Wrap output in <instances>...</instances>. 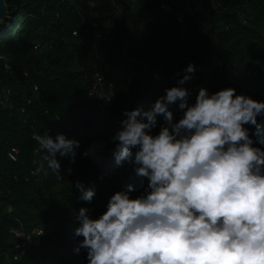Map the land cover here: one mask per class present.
Returning <instances> with one entry per match:
<instances>
[{"label": "trees", "instance_id": "trees-1", "mask_svg": "<svg viewBox=\"0 0 264 264\" xmlns=\"http://www.w3.org/2000/svg\"><path fill=\"white\" fill-rule=\"evenodd\" d=\"M6 3L9 16L0 20V54L8 59L9 69L0 59V90L11 88L15 106H26L27 112L0 106V246L15 251L13 230L29 233L38 228L43 234L22 238V258L7 261L2 256L0 264H89L87 249L75 250L83 239L74 235L79 209L98 218L110 197L129 184L130 198L145 194L148 178L137 176L128 161L116 163L110 172L101 170L86 148L96 140L115 148L112 137L121 128L124 111L150 110L167 88L177 85L176 74L183 75L189 63L195 72L183 87L190 104L201 88L211 94L232 87L237 95L264 101V0ZM163 3L171 10L162 8ZM94 12L108 29L105 38L95 37ZM99 59L107 81L115 83V97L106 111L88 94ZM170 108L178 121L182 110L178 104ZM165 124L158 116L152 135ZM257 124L244 127L253 146L264 150V115L257 116ZM34 130L79 141L74 162L57 154L63 179L49 170L47 176L40 173L39 182L25 180L33 160L38 159L36 167L42 162L34 154L39 145ZM11 146L20 149L18 161L7 155ZM77 181L95 189L91 202L80 199Z\"/></svg>", "mask_w": 264, "mask_h": 264}, {"label": "clouds", "instance_id": "clouds-1", "mask_svg": "<svg viewBox=\"0 0 264 264\" xmlns=\"http://www.w3.org/2000/svg\"><path fill=\"white\" fill-rule=\"evenodd\" d=\"M194 72L189 63L177 73V85L150 110L124 111L113 156L118 165L133 164L148 185L136 198L131 184L116 192L98 218L79 209L74 235L83 239L75 250L87 249L89 264H264V150L244 127H258L264 101L232 87L201 88L190 104L183 85ZM176 104L178 121L170 108ZM158 116L166 124L152 135ZM33 139L45 152L34 174L50 170L63 179L57 154L74 162L79 141L36 130ZM76 187L80 199L93 200L94 188Z\"/></svg>", "mask_w": 264, "mask_h": 264}, {"label": "built area", "instance_id": "built-area-1", "mask_svg": "<svg viewBox=\"0 0 264 264\" xmlns=\"http://www.w3.org/2000/svg\"><path fill=\"white\" fill-rule=\"evenodd\" d=\"M161 7L166 9V10H171L170 5L167 3L161 4ZM182 20V19H181ZM92 26L94 27L95 30V37L97 39H102L107 37L108 35V29L100 22L98 15L94 13L93 17L91 18ZM77 32L75 31L74 34ZM40 47V44H36L35 48L38 49ZM0 59H3L5 61V67L9 69V64H8V59L3 55L0 54ZM35 90L38 89L37 86L34 87ZM88 94L96 99L98 102L100 108L102 111H106L112 104L114 97H115V83L111 81H107L104 70H103V65L101 59H99L98 62V67L93 75V78L89 84L88 87ZM30 102V100H28ZM0 106L1 107H8L11 108L12 110H19L21 113H26L27 112V107L26 106H21V107H16L14 104V101L12 99V90L8 86L3 87L0 90ZM105 142L102 140H96L92 142L87 148V153L88 156L91 157V159L95 161V156L96 154L94 150V145L101 146L103 149L105 147ZM2 147V141L0 139V150ZM39 145L34 149V154L40 155V158L43 160V157L45 155V152L43 150L38 151ZM103 151V150H102ZM8 157L12 161H18L20 158V149L17 146H11L8 151H7ZM38 159L35 158L33 160V167L30 168L29 172L27 173L25 180L26 181H34V182H39L40 180V173L39 174H34V170L37 168ZM43 230L34 228L32 229L29 233H26L24 229H17L13 230V234L15 237V251L14 252H7L5 251L1 246H0V258L2 256L6 257L7 261H19L22 256L26 253L25 249V243H22L21 239L26 237L27 239H30L32 234L36 235H42ZM20 249V250H19Z\"/></svg>", "mask_w": 264, "mask_h": 264}, {"label": "rangeland", "instance_id": "rangeland-1", "mask_svg": "<svg viewBox=\"0 0 264 264\" xmlns=\"http://www.w3.org/2000/svg\"><path fill=\"white\" fill-rule=\"evenodd\" d=\"M91 5L94 6V3L92 2ZM94 13L92 14V17L94 15ZM102 141L105 142L104 143L105 144V147L102 149L103 152L101 153V155L104 157V159L101 161L100 164L98 162L96 164L99 166L100 169L101 168H104V171H105V169L106 170L111 169L116 164V161L114 160L113 163L111 164V161L113 159H115L114 156H113V150H114V148L109 147L108 144H107V142L105 140H102Z\"/></svg>", "mask_w": 264, "mask_h": 264}, {"label": "water", "instance_id": "water-1", "mask_svg": "<svg viewBox=\"0 0 264 264\" xmlns=\"http://www.w3.org/2000/svg\"><path fill=\"white\" fill-rule=\"evenodd\" d=\"M8 16H9V10H8V5L6 3V0H0V20L4 21ZM111 169H109V170L105 169V171L110 172ZM101 170H104V168H101Z\"/></svg>", "mask_w": 264, "mask_h": 264}, {"label": "bare ground", "instance_id": "bare-ground-1", "mask_svg": "<svg viewBox=\"0 0 264 264\" xmlns=\"http://www.w3.org/2000/svg\"><path fill=\"white\" fill-rule=\"evenodd\" d=\"M94 150H95V152H96V154H94V156H95V161L98 162V163L100 164L101 161L104 159V157L101 155V153L103 152V151H101L102 148H101V146L94 145ZM114 160H115V159H113V160L111 161V164L113 163Z\"/></svg>", "mask_w": 264, "mask_h": 264}]
</instances>
